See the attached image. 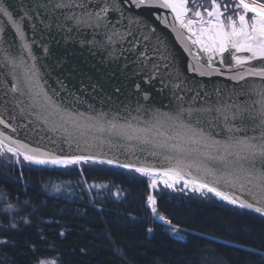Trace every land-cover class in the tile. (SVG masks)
<instances>
[{"label": "water", "instance_id": "water-1", "mask_svg": "<svg viewBox=\"0 0 264 264\" xmlns=\"http://www.w3.org/2000/svg\"><path fill=\"white\" fill-rule=\"evenodd\" d=\"M0 2H4L6 7L10 4V11L17 14V18H19L24 15L30 5L34 10L37 0H0ZM50 3H55V0H50ZM105 3L116 6L107 14L106 23L109 24L107 28L81 27L76 29L66 19L67 15L70 14L67 9L64 10L63 14L58 10L45 12L48 19L43 24L39 15L35 20L29 19L24 26V43L29 44L32 48L34 58L27 56L21 39L16 35L14 28L7 23H0V28H4V31L0 32V117L9 121V112L13 116L16 115L13 103L8 102L7 107H5L6 101L12 100L11 93L5 96V91L11 89L14 84H19L23 72L34 65L43 90L52 95L57 104L62 105L73 115L81 113L87 120L90 116H98L100 113H104L105 121L114 120L118 125L130 123L134 129H147L148 131L142 135L147 136L150 142L142 143L135 138L128 139L92 129L86 136L87 143H85V136L76 134L80 140L78 149L75 139L71 141V147H69L67 142L60 143L59 135L56 137L57 142L51 143V133L42 130L39 126L34 129L24 127L27 123L26 120H21L19 123L16 120H10V127L7 129L0 125V134H2L0 138L7 137L4 140L7 146H14L10 143L11 140H19L22 143H28L30 147H46L47 149H54L60 154L94 155L97 159H112L119 163H131L157 170L175 166L176 159L174 157L185 158L184 164L187 166L192 164L194 160L200 163H209L208 155H223L222 152L216 153L214 149L205 146L206 143L211 144V140L226 142L230 135L228 128L235 127V122H226L218 110L244 103L250 107L259 108L260 97L251 90L264 87V81L259 77L238 81L235 78L238 69L235 72L224 70V74H217L219 68L215 62H213V67H207L205 65L207 57L198 53V46L191 45L187 39L186 30L182 31L179 25L173 21L172 14L168 9L137 7L131 4V0L122 4L120 0H87L89 11H98L97 6L102 7ZM118 9H122V11ZM74 11L80 14L81 9H74ZM53 16H55L58 24H63V28L57 23H53ZM2 19L6 20V18ZM47 24L53 25L51 29L46 27ZM70 29L73 30L70 31ZM106 32L109 36L116 32L126 36L127 39L121 41L118 35L109 48L105 49L101 44L107 43ZM132 33L135 34V40L132 39ZM145 36L150 38V42L144 39ZM134 43L137 44V47H132ZM157 45L160 47L161 53L166 54V61L154 52ZM45 46L49 49L48 53L44 52ZM189 48H191V52L187 50ZM145 51L152 57L153 62L149 63L146 60V67L137 71L140 69V65L136 62L139 59L136 54L139 52L143 56ZM67 53H73V64L90 71L95 78L98 77L90 69L91 64L102 66L103 62L108 61L110 56H115L121 65L126 62L129 66L127 71L130 80L142 85L145 93L149 96V100H144V94L135 95L136 88L134 85L129 87L128 79L124 80L125 89L122 93L112 95L111 89L93 91L88 87L86 81L81 83L80 78L69 74L71 67L64 64L62 60V57ZM18 54L24 55L26 65L13 73L9 71V68L4 67L5 58L15 57ZM225 55L227 56V53ZM238 55L246 56L247 53ZM165 62L168 64L167 69L164 67ZM253 63L259 65L261 62L253 61ZM156 64L160 65L156 70V78L150 83H144L147 80L144 71H153ZM233 66L235 67V65ZM193 68L196 71H193ZM170 74L172 79H169ZM177 76L179 79H176ZM229 77L233 78L230 79ZM61 81L65 88L61 87ZM177 84L180 86L176 87ZM57 89L60 90L58 93ZM246 91L248 94H245ZM54 93L55 95H53ZM21 99L25 103L29 102L27 96ZM179 104H183L186 108L203 109L206 107L213 109V112L208 113L200 125L206 135L211 134L210 139L200 143H190L176 137V130L169 124H164L161 127L160 124L153 121L152 112H169L175 110ZM145 109L148 111L146 112ZM228 114L231 116V111ZM91 123H95V121ZM241 127L246 128L248 136L259 135L258 131L253 132L251 126L241 124ZM13 128H16L17 131L13 132ZM236 134L242 135L241 133ZM176 144L184 149L182 153L175 151L173 146ZM20 159L23 160L22 157ZM228 159L235 158L229 157ZM104 165L130 171L116 166L115 163ZM186 170L193 178L199 177L210 184L215 183L219 175V173L206 175L201 168L195 166L186 167ZM156 178L162 179V177ZM244 183V188H241L239 183L234 188L223 182L215 186L245 203L258 199L260 204L264 205V190L258 189L255 183L248 184L246 181ZM175 187L193 191L191 185L184 187L182 183H178ZM155 190H158V186ZM193 192L197 194L207 193L219 202L262 215L257 213L254 208H241L238 204H230L206 190L197 189Z\"/></svg>", "mask_w": 264, "mask_h": 264}, {"label": "snow or ice", "instance_id": "snow-or-ice-1", "mask_svg": "<svg viewBox=\"0 0 264 264\" xmlns=\"http://www.w3.org/2000/svg\"><path fill=\"white\" fill-rule=\"evenodd\" d=\"M121 4L127 0H120ZM131 4L137 7H151L170 10L173 21L179 25V28L187 32V39L192 46H198V53L204 54L207 57L205 65L213 67V62L219 68L217 74H224V70L235 72L239 70L235 78L239 80H246L247 78L259 77L264 81V2L258 0H235V2L221 3L220 0H211L210 6L203 9L195 6L194 0L192 7H189V0H131ZM98 11H89L87 0H55V3H50V0H37L36 7L33 10L30 5L23 16L17 18V14L10 11L11 5L7 7L4 2H0V23H7L14 28L15 33L20 37L24 51L29 58L33 57L32 48L29 44L24 43L25 33L24 26L29 19L35 20L37 15L41 17V23L48 19L45 12L59 11L64 13L67 9L70 13L66 19L70 21L76 29L81 27L92 28H107L109 24L106 23V17L110 10L116 8L115 5L107 3L104 6H97ZM74 9H81L80 14H77ZM121 10L122 9H118ZM189 13L193 18H189ZM205 14L207 19H205ZM2 18H6L3 20ZM53 23H57L55 16H53ZM53 25L47 24L46 27L51 29ZM63 28V24H58ZM73 29H70V31ZM4 28H0L3 32ZM155 31L154 29L152 30ZM107 43H102L101 46L108 49L115 38L119 35V39L124 41L126 36L113 32L112 35L105 33ZM132 39L135 40V34L132 33ZM145 40L150 42V38L145 36ZM162 43V42H161ZM84 46V45H82ZM95 47V45H93ZM132 47H137L133 44ZM191 52V48L187 49ZM44 52L48 53L47 46L44 47ZM154 52L166 61L167 56L161 53L160 47L157 45ZM227 53V56L225 55ZM240 53H247L246 56L238 55ZM139 57L137 63L141 69L145 68V61L152 63V57L145 51ZM73 53H67L62 57L63 63L71 67L70 75H75L80 78L81 83L85 81L93 91L111 89L112 95L122 93L125 89L124 80H129V87L134 85L136 88L135 95L144 94V100H149V96L145 93V89L141 84L130 80L128 76V64L123 65L115 56H110L108 61H104L102 66L95 64L90 65V69L94 71L98 78L93 77L90 71L81 68L79 65L72 63ZM253 61H260L259 65L254 64ZM26 65L23 54H18L15 57H6L4 67L9 68V71L15 73L17 69ZM235 65V67L233 66ZM160 65L156 64L153 71H144V76L147 80L144 83H150L156 78V70ZM164 67L167 69L168 64L165 62ZM196 71L195 68L192 69ZM135 74V73H133ZM123 77V79H122ZM230 79L233 77H229ZM169 79H172L171 74ZM176 79H179L177 76ZM61 87L65 88L61 81ZM180 85H176L179 87ZM60 90L57 89V93ZM259 99V108L250 107L247 103L240 105H232L228 109H219L220 115L223 116L226 122H235V127H229V137L226 142L221 143L217 140H211V144L206 143V147L214 149L216 153L222 152L223 155H208L209 163H200L193 161L192 164L185 166L182 157H174L176 159L175 166L167 167L163 170L155 168L138 166L131 163H119L112 159H97L94 155H67L57 153L54 149H47L46 147H30L28 143H22L19 140H11L10 143L14 146H7L4 140L7 137L0 138V157L9 154L10 157L15 158V164L20 165L27 162L31 165L67 168L72 165H80L87 163L100 164H116V166L128 169L132 172L139 173L143 176L149 177V188L156 189L157 185H162L163 188H173L176 184L182 183L184 187L192 186V190L197 189L208 193H213L222 200H226L230 204H238L241 208L253 209L257 213L264 215V205H261L259 200L253 202H243L237 197L226 194L224 191L216 187V184L223 182L233 188L237 183L241 188L245 187L244 181L248 184L255 183V186L264 190V87L259 89L253 88L251 90ZM11 93L12 100L6 101L13 103L16 110V115L13 116L11 112L8 113L10 120H16L18 123L21 120H26L24 125L26 128H35L39 126L42 130L51 133L50 142L56 143V137L60 136V143H69L75 139L77 148L79 149L80 140L76 134L85 136V143H87V134L95 129L97 132H107L110 135H117L120 137H127L128 139L135 138L142 143H149L147 136L142 135L146 133L147 129H134L129 123L126 125H118L114 120L105 121L104 113L98 116H90L87 120L84 119L83 114L77 113L73 115L70 111L65 109L62 105L55 102L52 95L44 91L39 83V75L35 66H31L27 71L23 72V77L19 84H14L13 87L5 91V96ZM245 94H248L246 91ZM55 95V93L53 94ZM27 96L29 102L25 103L22 97ZM234 109V111H232ZM147 112L148 109H145ZM231 111V116H229ZM213 109L208 108H186L183 104L177 105L175 110L169 112H152V119L161 127L164 124H169L176 130V137L186 140L190 143H200L211 138V134H205L204 129L200 127L208 113H212ZM10 120L6 121L0 117V125L5 129L10 127ZM95 121V123H91ZM241 124L251 126L253 132H259V135L248 136L245 127ZM13 132L17 129L13 128ZM64 133V135H61ZM241 133L242 135H237ZM2 137V134H0ZM175 151L183 152L184 149L179 144L173 146ZM63 150L61 149V152ZM234 157L235 159H228ZM216 162V163H212ZM195 166L201 168L205 174L219 173L215 183L210 184L207 181L201 180L199 177L193 178L186 170ZM242 176V179H241ZM156 177H162L157 179ZM147 202L151 208V212L156 215V199L153 195H149ZM255 205V206H254ZM160 221L168 223L173 231L178 230L172 225L171 221L166 220L165 216L159 215L157 217ZM29 221L25 220V223ZM12 227H15L13 224ZM152 231L151 228L148 229ZM60 235H64L63 232ZM7 241L0 240V244H6Z\"/></svg>", "mask_w": 264, "mask_h": 264}, {"label": "trees", "instance_id": "trees-1", "mask_svg": "<svg viewBox=\"0 0 264 264\" xmlns=\"http://www.w3.org/2000/svg\"><path fill=\"white\" fill-rule=\"evenodd\" d=\"M21 161L0 158V264H264L262 215L161 186L154 215L148 177Z\"/></svg>", "mask_w": 264, "mask_h": 264}, {"label": "flooded vegetation", "instance_id": "flooded-vegetation-1", "mask_svg": "<svg viewBox=\"0 0 264 264\" xmlns=\"http://www.w3.org/2000/svg\"><path fill=\"white\" fill-rule=\"evenodd\" d=\"M221 3L228 2V0H220ZM231 2H235V0H231ZM195 6L199 7L200 10L203 12L204 8H207L210 6L211 0H194ZM193 5V0H189V7H192ZM189 18H193L192 14L189 13ZM205 19H207L206 14H205ZM9 155V154H7Z\"/></svg>", "mask_w": 264, "mask_h": 264}, {"label": "rangeland", "instance_id": "rangeland-1", "mask_svg": "<svg viewBox=\"0 0 264 264\" xmlns=\"http://www.w3.org/2000/svg\"><path fill=\"white\" fill-rule=\"evenodd\" d=\"M259 2V1H258ZM2 160H5V161H7V162H12L13 160H14V162H15V158H12V157H10V155H7V154H5L4 156H2V157H0ZM27 163V162H26ZM148 182H149V180H148ZM158 187H159V184L157 185ZM175 188H178V187H175ZM150 189V188H149ZM152 192H153V189H150V195H152ZM150 207V206H149ZM156 217V219L158 220V221H160L157 217L158 216H155Z\"/></svg>", "mask_w": 264, "mask_h": 264}, {"label": "bare ground", "instance_id": "bare-ground-1", "mask_svg": "<svg viewBox=\"0 0 264 264\" xmlns=\"http://www.w3.org/2000/svg\"><path fill=\"white\" fill-rule=\"evenodd\" d=\"M162 222V221H161ZM163 223V222H162ZM163 224H166V223H163ZM168 224V223H167Z\"/></svg>", "mask_w": 264, "mask_h": 264}, {"label": "built area", "instance_id": "built-area-1", "mask_svg": "<svg viewBox=\"0 0 264 264\" xmlns=\"http://www.w3.org/2000/svg\"><path fill=\"white\" fill-rule=\"evenodd\" d=\"M166 220H168V219H166ZM163 223H165V222H163ZM167 224V223H166Z\"/></svg>", "mask_w": 264, "mask_h": 264}]
</instances>
